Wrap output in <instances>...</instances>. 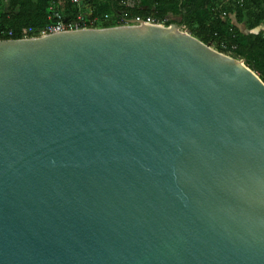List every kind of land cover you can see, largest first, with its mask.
I'll list each match as a JSON object with an SVG mask.
<instances>
[{"label": "water", "instance_id": "1", "mask_svg": "<svg viewBox=\"0 0 264 264\" xmlns=\"http://www.w3.org/2000/svg\"><path fill=\"white\" fill-rule=\"evenodd\" d=\"M0 264H264L262 81L176 24L0 41Z\"/></svg>", "mask_w": 264, "mask_h": 264}, {"label": "trees", "instance_id": "2", "mask_svg": "<svg viewBox=\"0 0 264 264\" xmlns=\"http://www.w3.org/2000/svg\"><path fill=\"white\" fill-rule=\"evenodd\" d=\"M51 8L64 22L79 12L86 18L106 15L103 28L120 19L166 20V27L176 24L218 53L243 60L264 82V33L255 32L264 26V0H0V41L26 39L28 29L49 24Z\"/></svg>", "mask_w": 264, "mask_h": 264}, {"label": "built area", "instance_id": "3", "mask_svg": "<svg viewBox=\"0 0 264 264\" xmlns=\"http://www.w3.org/2000/svg\"><path fill=\"white\" fill-rule=\"evenodd\" d=\"M73 4L78 5L80 0H72ZM50 22L46 24L43 28L37 30L34 28H30L27 30V37L26 39H38L44 38L49 35L63 33V32H73V31H83V30H94L103 28V25L109 22L108 16H103L102 18H86L80 12L70 21L64 22L61 20L60 15L56 12L53 8L50 10ZM130 22H133L131 24ZM164 21H155V20H148L143 21L139 18L124 20L120 19L116 22V25L112 27H119V26H127V25H149V26H156V27H166ZM108 27V28H112ZM182 32H186L184 28H181ZM5 33L1 32L0 36L3 37ZM11 32L7 33V36H11Z\"/></svg>", "mask_w": 264, "mask_h": 264}, {"label": "rangeland", "instance_id": "4", "mask_svg": "<svg viewBox=\"0 0 264 264\" xmlns=\"http://www.w3.org/2000/svg\"><path fill=\"white\" fill-rule=\"evenodd\" d=\"M232 19V18H231ZM233 21V20H232ZM241 31H244V28L243 26H240L239 27ZM258 31H262L264 33V26L260 27L259 30L255 31V32H258ZM188 34V33H187ZM211 48V47H210ZM213 49V48H211ZM214 50V49H213ZM262 83L264 84V82L262 81Z\"/></svg>", "mask_w": 264, "mask_h": 264}]
</instances>
